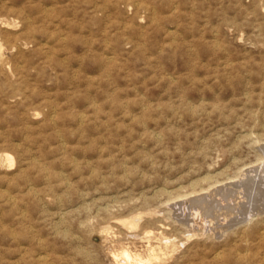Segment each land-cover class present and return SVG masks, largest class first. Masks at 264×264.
I'll return each mask as SVG.
<instances>
[{
    "label": "rangeland",
    "instance_id": "1",
    "mask_svg": "<svg viewBox=\"0 0 264 264\" xmlns=\"http://www.w3.org/2000/svg\"><path fill=\"white\" fill-rule=\"evenodd\" d=\"M0 66V264H264V0H0Z\"/></svg>",
    "mask_w": 264,
    "mask_h": 264
},
{
    "label": "bare ground",
    "instance_id": "2",
    "mask_svg": "<svg viewBox=\"0 0 264 264\" xmlns=\"http://www.w3.org/2000/svg\"><path fill=\"white\" fill-rule=\"evenodd\" d=\"M6 28V27H5ZM2 47V46H1ZM0 67H3V66H0ZM4 69V68H3ZM7 69H8V67H7ZM7 71V70H6ZM7 73V72H6ZM9 73V72H8ZM4 75V74H3ZM247 97V96H246ZM38 114V113H37ZM54 116V115H53ZM83 120V119H82ZM64 141V140H63ZM64 146V145H63ZM7 154V153H6ZM9 158V157H8ZM7 160V159H6ZM235 161V160H234ZM11 162V161H10ZM5 163V162H4ZM38 163V162H37ZM10 164V163H9ZM5 165V164H4ZM11 165V164H10ZM5 167V166H4ZM242 172H244V171H242ZM261 172V171H260ZM244 174V173H243ZM210 176V175H209ZM208 176V177H209ZM65 177V176H64ZM238 178V177H237ZM64 179V178H63ZM207 179V178H206ZM245 179V178H244ZM260 179V178H259ZM208 180V179H207ZM198 182V181H197ZM215 182V181H214ZM256 182V181H255ZM196 183V182H195ZM199 183V182H198ZM240 184V183H239ZM253 184H255V183H253ZM205 185V184H204ZM246 187V186H245ZM228 189V188H227ZM233 189V188H232ZM252 189V188H251ZM221 190V189H220ZM243 190V189H242ZM258 190H259V188H258ZM240 191V190H239ZM210 192V191H209ZM215 193V192H214ZM257 194V193H256ZM200 195V194H199ZM227 195V194H226ZM240 195V194H239ZM193 197V196H192ZM222 197V196H221ZM227 197V196H226ZM253 197V196H252ZM252 199V198H251ZM196 199H192L191 201H195ZM179 203V202H178ZM192 203V202H191ZM206 206V205H205ZM258 206V205H257ZM193 207V210H194V215L195 216H199V217H201V216H203V214H201L200 212V208L198 207V206H192ZM201 207V206H200ZM261 207V206H260ZM187 208V207H186ZM254 208V207H253ZM191 210V209H190ZM189 210V211H190ZM220 210V209H219ZM236 210V209H235ZM232 211V210H231ZM259 212H257V214L258 215H260V214H263L264 213V210H258ZM143 212V211H142ZM184 212V211H183ZM207 212H209V211H207ZM254 212H255V210H254ZM64 213V212H63ZM138 213V212H137ZM171 213V212H170ZM232 213V212H231ZM114 214V213H113ZM61 215V214H60ZM64 215V214H63ZM66 215V214H65ZM64 215V216H65ZM133 215H135V214H133ZM139 215V214H138ZM155 215V214H154ZM162 215V214H161ZM220 215V214H219ZM252 215V214H251ZM63 216V217H64ZM177 216V215H176ZM191 216V215H190ZM237 216V215H236ZM249 216V215H248ZM130 217V216H129ZM153 217V216H152ZM206 217H207V215H206ZM252 217H253V215H252ZM260 217H261V215H260ZM127 219H124L123 220V223H124V226L125 225H127L130 229H132V228H136L137 227V225H138V222H139V220H140V217L139 216H133V217H131V218H128V217H126ZM218 218V217H217ZM224 218H225V216H224ZM176 219V218H175ZM190 219V218H189ZM201 219V218H200ZM209 219V218H208ZM242 219H243V217H242ZM252 219V218H251ZM63 220H65V219H63ZM172 220V219H171ZM187 220V219H186ZM185 220V221H186ZM205 220H206V218H205ZM142 221H143V219H142ZM178 221V220H177ZM203 221V220H202ZM206 221H208V220H206ZM190 222V221H189ZM221 222V221H220ZM175 223V222H174ZM183 224H184V222H182ZM62 224H65V223H62ZM120 224V223H119ZM180 224H181V222H180ZM219 224V223H218ZM60 225V224H59ZM162 225V224H161ZM190 225V224H189ZM195 225V224H194ZM244 225V224H243ZM111 226V225H110ZM238 226V225H237ZM169 227V226H168ZM190 228V227H189ZM194 228V227H193ZM33 230V229H32ZM137 230V229H136ZM192 230V229H191ZM208 230V229H207ZM231 230V229H230ZM264 230V229H263ZM111 231V230H110ZM147 231V230H146ZM223 231V230H222ZM244 232H245V230H243ZM107 232V231H106ZM130 232V231H129ZM148 232V231H147ZM209 232V231H208ZM258 232H259V230H258ZM264 232V231H263ZM230 233V232H229ZM182 234V233H181ZM225 234V233H224ZM189 235H191V234H189ZM194 235V234H193ZM208 235V234H207ZM264 235V234H263ZM181 236V235H180ZM212 236V235H211ZM195 237V236H194ZM209 237V236H208ZM218 237V236H217ZM133 238V237H132ZM168 238V237H167ZM172 238V237H171ZM193 238V237H192ZM249 239V238H248ZM176 240V239H175ZM196 240V239H195ZM216 240H217V238H216ZM221 240V239H220ZM261 240V239H260ZM263 240V239H262ZM261 240V241H262ZM159 241H161V240H159ZM165 241L166 242H173L172 240H170V239H165ZM219 241V240H218ZM173 244V243H172ZM159 245H157V247H158ZM26 249V248H25ZM118 251V250H117ZM220 251V250H219ZM25 252V251H24ZM195 252V251H194ZM223 252V251H222ZM250 252V251H249ZM162 253V252H161ZM164 253V252H163ZM183 254V253H182ZM220 254V253H219ZM42 255V254H41ZM49 255V254H48ZM47 255V256H48ZM113 255V254H112ZM116 255V257L115 258H117V256H121L120 258H122V260H119L118 258V262H117V264H152V263H154L155 261H157L159 258H161L160 257V253L159 252H157V249L155 248V247H153V246H148V248H147V250H146V253L145 254H138V253H133V252H131L129 249H127V248H124V249H122L119 253H116L115 254ZM39 256H40V254H39ZM114 256V255H113ZM162 256H163V254H162ZM217 256V255H216ZM222 256V255H221ZM220 256V257H221ZM46 258H48V257H46ZM215 258V257H214ZM218 258V257H217ZM247 258V257H246ZM39 259V258H38ZM167 259V258H166ZM219 259V258H218ZM249 259V258H248ZM247 259V260H248ZM42 260V259H41ZM161 260V259H160ZM214 260H216V259H214ZM264 260V259H263ZM131 261L133 262V263H131ZM40 262V261H39ZM43 262V261H42ZM44 262H46V261H44ZM43 262V263H44ZM177 262V261H176ZM249 263V262H248ZM250 264V263H249Z\"/></svg>",
    "mask_w": 264,
    "mask_h": 264
}]
</instances>
